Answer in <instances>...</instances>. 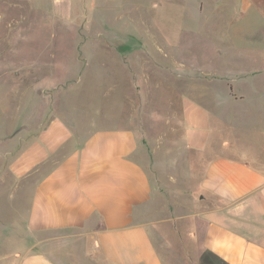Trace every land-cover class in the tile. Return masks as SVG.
Listing matches in <instances>:
<instances>
[{
  "label": "crops",
  "instance_id": "1",
  "mask_svg": "<svg viewBox=\"0 0 264 264\" xmlns=\"http://www.w3.org/2000/svg\"><path fill=\"white\" fill-rule=\"evenodd\" d=\"M236 48L220 47L233 85L214 101L190 88L179 113L169 98L152 121L102 124L107 113L69 125L55 114L33 132L30 122L7 131L0 190L13 195L15 233L33 240L16 250L19 264H264V66L245 68L248 94L237 90ZM167 174L186 183L180 205L198 193L196 214L165 216Z\"/></svg>",
  "mask_w": 264,
  "mask_h": 264
},
{
  "label": "rangeland",
  "instance_id": "2",
  "mask_svg": "<svg viewBox=\"0 0 264 264\" xmlns=\"http://www.w3.org/2000/svg\"><path fill=\"white\" fill-rule=\"evenodd\" d=\"M0 12V147L15 124L30 122L33 132L36 120L55 114L69 125L100 123L107 113L102 124L120 114L136 124L168 113L169 98L179 113L190 88L214 91V101L233 85L220 74L228 43L237 46L228 52L241 75L237 90L248 94L245 68L264 66V0H0ZM158 178L165 216L200 210L196 191L192 204H179L186 183ZM11 196L0 190V264H19L24 251L16 250L33 241L15 233Z\"/></svg>",
  "mask_w": 264,
  "mask_h": 264
}]
</instances>
